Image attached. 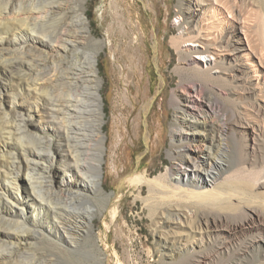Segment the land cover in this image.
<instances>
[{
  "label": "bare ground",
  "instance_id": "1",
  "mask_svg": "<svg viewBox=\"0 0 264 264\" xmlns=\"http://www.w3.org/2000/svg\"><path fill=\"white\" fill-rule=\"evenodd\" d=\"M86 1L0 0V71L3 64L5 73L15 69L22 89L0 92V264L110 262L94 222L107 209L116 219L123 194L116 198L103 185L105 113L97 62L105 39L91 30ZM184 1L170 38L173 73L159 77L161 85H172L169 163L140 182L139 195L149 194L143 201L155 229L198 230L199 241L196 234L161 239L160 232L158 243L170 259L207 264L231 254L264 264V212L244 206L247 197L264 199L254 189L264 186V52L253 34L254 24L264 31V8L250 0ZM110 6L125 39L119 0ZM134 11L133 43L139 44L146 33ZM152 102L141 110L146 142ZM154 172L145 169L143 176ZM178 190L187 195L173 204L166 196ZM203 233L214 236L211 253L190 258Z\"/></svg>",
  "mask_w": 264,
  "mask_h": 264
},
{
  "label": "rangeland",
  "instance_id": "2",
  "mask_svg": "<svg viewBox=\"0 0 264 264\" xmlns=\"http://www.w3.org/2000/svg\"><path fill=\"white\" fill-rule=\"evenodd\" d=\"M188 1L185 0L183 5H188ZM250 1L252 3L256 1L254 4L256 9L259 10L261 6L264 8V0ZM148 3L151 4L152 8L147 7ZM119 4L122 12L121 18L123 17L122 20L129 30V34L125 39L119 35L118 20L113 17L110 0H87L85 3L86 16L90 21L91 30L96 37L102 40L105 39V46L100 50L97 62L99 76L101 77V94L105 113L103 133L106 146L102 175L103 185L107 192H114L116 198L118 194H123L122 198L117 200L120 213L116 219H111V213L107 209L105 215L101 214L99 218L95 219V231L101 238L100 245L102 247L106 246L108 253L111 255L110 262L107 264H117V257L121 258L120 261L123 264H180L182 262L181 258L174 257L170 259L167 254L169 253L168 249L160 247L158 243L159 236L162 234L160 237L164 239L168 234L167 239L173 240L181 235L193 238L192 235L196 234L194 239L199 241L198 230L191 229L190 231L187 228L181 234V230L176 228L169 230L168 233L163 229H155L156 224L154 225L152 218L147 216L149 215L148 209L143 201L149 194L145 192L143 195H139L140 185L148 178L153 180L155 175L165 171L169 163L166 150L170 142L169 123L173 117V108L169 105L167 99L171 94L172 85H161L159 77H167L173 73L176 56L170 44V38L173 32L177 33L174 19L178 15L180 4L179 0H119ZM192 7L194 8L193 5ZM134 8L137 9L146 33L141 37L139 44L133 43L138 33L133 25L136 22ZM259 29L260 31H258ZM253 30L254 37L258 41L257 46L260 49L262 48L264 52V47H262L264 46L262 34L264 31L261 27H256L255 24ZM153 31L156 37L153 36ZM110 39H114L112 47L110 46ZM152 57H156L157 62ZM172 58H174V64L171 66L169 61ZM1 62L3 61L0 60ZM4 67L3 64V67L1 66L2 71H0V92L8 90V92H14V95L19 90L21 92L22 89L16 85L17 71L12 69L8 73V69V72L5 73ZM173 81L175 82V79ZM25 90L31 91L32 89L23 88L24 92H26ZM151 99L153 102L146 115L149 130V140L146 142L141 133L143 121L141 110L145 101ZM162 99H165V101L161 107L160 101ZM259 102L263 103L260 100ZM124 105L127 108L122 109ZM250 142L248 139V144ZM140 154H142V157L137 162V157ZM262 168L260 167L258 171ZM145 169H153L155 172L144 178L143 172ZM225 173L228 175L227 172ZM225 173L215 181V185L227 176ZM260 173L262 174L259 179L264 181V168ZM212 185L202 189H212ZM164 187L168 188L167 186ZM185 188L187 189V187ZM254 189L255 191L264 192V186L261 188L256 186ZM179 193L181 194L179 195ZM184 194L187 195L185 191L178 190L174 197L173 195L166 197L168 199L172 198L174 204L180 196L185 198ZM247 199L248 201L244 203V206L260 209L261 212H264V199L262 197H247ZM136 201L137 204H135ZM241 204L243 205V203L239 205ZM242 205L241 207H243ZM107 222H110L109 228H107ZM160 232L162 233L160 234ZM213 238L214 236L211 233L209 235L203 233V246L198 243L199 247H196V251L190 254V258L201 256L199 254L203 256V254L208 255V253H211ZM221 240L220 237L217 241ZM230 262L251 264L239 261L231 254L214 258L207 264H230Z\"/></svg>",
  "mask_w": 264,
  "mask_h": 264
}]
</instances>
